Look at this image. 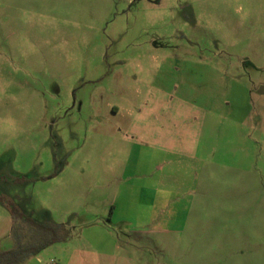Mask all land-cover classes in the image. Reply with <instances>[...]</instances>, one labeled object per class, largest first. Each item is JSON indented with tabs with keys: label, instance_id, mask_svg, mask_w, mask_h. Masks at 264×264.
Instances as JSON below:
<instances>
[{
	"label": "rangeland",
	"instance_id": "374dc122",
	"mask_svg": "<svg viewBox=\"0 0 264 264\" xmlns=\"http://www.w3.org/2000/svg\"><path fill=\"white\" fill-rule=\"evenodd\" d=\"M10 206L24 264H264V0H0V252Z\"/></svg>",
	"mask_w": 264,
	"mask_h": 264
},
{
	"label": "trees",
	"instance_id": "16d2710c",
	"mask_svg": "<svg viewBox=\"0 0 264 264\" xmlns=\"http://www.w3.org/2000/svg\"><path fill=\"white\" fill-rule=\"evenodd\" d=\"M13 217L12 249L0 252V264H24L38 255L48 246L59 242L62 226L43 223L17 211L14 206L9 207Z\"/></svg>",
	"mask_w": 264,
	"mask_h": 264
},
{
	"label": "crops",
	"instance_id": "0c3cea01",
	"mask_svg": "<svg viewBox=\"0 0 264 264\" xmlns=\"http://www.w3.org/2000/svg\"><path fill=\"white\" fill-rule=\"evenodd\" d=\"M189 184L190 181L188 178L181 179L175 177L172 179L170 176L164 177L159 173L150 179L149 216L150 222L156 224L155 227L162 228L179 225L182 221L179 220V218L182 213V211H180L182 204L181 199L185 193L183 190H187ZM184 209L186 208L183 207V210ZM30 260L31 259H29L28 262H30Z\"/></svg>",
	"mask_w": 264,
	"mask_h": 264
}]
</instances>
